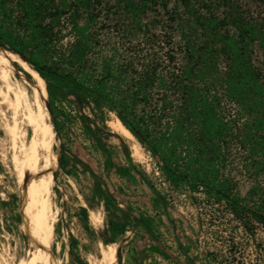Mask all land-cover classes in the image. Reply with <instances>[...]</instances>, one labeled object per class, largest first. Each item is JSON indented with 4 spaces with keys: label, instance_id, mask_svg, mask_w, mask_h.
<instances>
[{
    "label": "trees",
    "instance_id": "1",
    "mask_svg": "<svg viewBox=\"0 0 264 264\" xmlns=\"http://www.w3.org/2000/svg\"><path fill=\"white\" fill-rule=\"evenodd\" d=\"M151 2L0 0V48L44 81L56 105L53 125L75 118L90 131L93 120L112 116L172 189L229 215L226 221L253 239L264 228V75L247 46L259 31L179 0L182 13L166 21L178 30L175 41L170 31L151 30ZM237 177L250 183L245 196ZM81 215L88 222L83 208ZM137 221L143 232L153 225L147 216ZM234 238L227 239L233 247ZM177 247L184 253L178 240Z\"/></svg>",
    "mask_w": 264,
    "mask_h": 264
},
{
    "label": "rangeland",
    "instance_id": "2",
    "mask_svg": "<svg viewBox=\"0 0 264 264\" xmlns=\"http://www.w3.org/2000/svg\"><path fill=\"white\" fill-rule=\"evenodd\" d=\"M151 1V30L170 31L179 41L178 30L166 27L169 17L182 13L179 0ZM193 2L203 4L205 10L221 18H240L259 31V37L247 47L254 66L264 75V0ZM163 3L168 5V13L162 10ZM229 30L235 33L232 27ZM15 83L31 94L30 87L18 75ZM1 101L0 97V264H17L28 248L19 226L21 191L6 129L12 124V113ZM55 106L47 93L44 107L58 159L52 188L56 219L52 251L57 264H103L100 252L107 245L117 251V264H264V228L249 238L238 225L226 221L229 215L203 209L188 191L172 189L135 139L114 130L116 119L112 116L105 123L93 120L87 131L75 118H56L53 125ZM21 128L26 129L22 125ZM138 173L144 174L164 198L165 209L154 202V194ZM237 180L238 192L245 196L250 183L245 177ZM82 208L88 212V222L81 215ZM140 215L153 220L146 232L137 221ZM230 235L238 243L234 247L227 242ZM177 240L184 253L179 251Z\"/></svg>",
    "mask_w": 264,
    "mask_h": 264
},
{
    "label": "bare ground",
    "instance_id": "3",
    "mask_svg": "<svg viewBox=\"0 0 264 264\" xmlns=\"http://www.w3.org/2000/svg\"><path fill=\"white\" fill-rule=\"evenodd\" d=\"M15 75L30 87L31 94L15 83ZM46 96L41 77L21 57L0 48V97L1 103L12 113V124L6 129L12 141V166L21 191L19 226L28 248L26 256L17 264H57L52 251L56 221L52 188L58 159L53 145L54 133L44 107ZM113 128L134 140L118 120ZM26 135L28 142H25ZM116 252L112 245L102 247V263L117 264Z\"/></svg>",
    "mask_w": 264,
    "mask_h": 264
},
{
    "label": "water",
    "instance_id": "4",
    "mask_svg": "<svg viewBox=\"0 0 264 264\" xmlns=\"http://www.w3.org/2000/svg\"><path fill=\"white\" fill-rule=\"evenodd\" d=\"M26 62V61H25ZM27 63V62H26Z\"/></svg>",
    "mask_w": 264,
    "mask_h": 264
}]
</instances>
